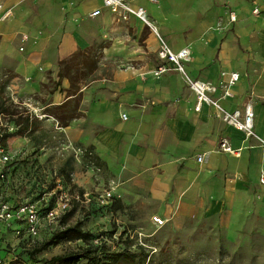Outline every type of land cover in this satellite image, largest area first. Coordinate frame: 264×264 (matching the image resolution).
<instances>
[{
	"label": "crops",
	"instance_id": "crops-1",
	"mask_svg": "<svg viewBox=\"0 0 264 264\" xmlns=\"http://www.w3.org/2000/svg\"><path fill=\"white\" fill-rule=\"evenodd\" d=\"M2 1L6 6L12 7L13 17L0 22V69L5 67L3 74L0 71V80L4 81V76L11 73L14 75L9 80L11 83L16 73L17 77L29 79L19 86L16 94H38L45 98L46 104L64 99L62 110L66 117L62 131L72 142L79 141L80 145H85V142L93 144L98 155L106 161L115 176L121 171L116 169V166L123 161L118 162V159H124L131 151L134 152L133 157L140 161L137 164L142 169L141 174L148 173L149 166L153 164V175H147L152 176L148 190L159 205L157 215L164 218L168 216V222L178 218L175 216H217L220 226L225 229L230 240L241 233L249 217L264 218V185L259 181L260 173L264 169V105L256 102L255 90L244 85L246 77L243 71L246 66L243 59H238L240 52L232 56L235 50L233 41L219 42L215 49L209 50L206 58L192 55L191 60H195L198 71L191 64L189 68L194 75L192 78L210 81L216 85H220L231 72H240L241 79L234 86L235 96L225 99L224 105L233 110L242 108L246 102L253 100L254 125L259 138L255 135L249 136L226 123L211 105L203 104L200 110H196L197 97L193 92L195 97L192 106L187 107L188 114L182 116L178 123L170 122L168 125L170 133L174 136L172 141L183 143L185 146L177 145L175 159L163 161V145L158 148L159 143L155 141L154 148H147L145 144L149 134H162L160 127L168 120L163 114L165 107H152L151 104L160 102L161 98L170 92L169 85L152 83L155 84L152 87L151 83H145L136 87L134 78L151 74L150 79H156L152 74L163 62L158 52L159 36L162 37L160 30H164L165 26L154 15V12L158 14L154 9L164 15L169 9L167 6H160L158 0H129L135 8L145 9L147 19L131 14L124 20L108 7H103L101 0ZM170 1L177 10L189 5L179 8L176 0ZM101 7L100 15L91 16L95 9ZM188 9L189 7L185 8L186 11ZM153 16L157 20H152ZM89 24L99 25L98 34L103 38L99 42L105 44L103 67L118 61L128 65L129 62L138 63V67L129 66L125 70L114 68L111 80L122 82L126 87L114 104L95 100L98 97L95 93L99 91L101 79L106 80L105 76H99L100 78L92 81L76 95L67 96L70 87L68 78L62 80L56 92L48 91V88H52L59 80V60L69 57L80 48L98 44L91 42L90 35L97 31H90ZM146 26L152 31H146ZM132 29L136 34L134 37L129 36ZM111 31L121 34L111 36ZM22 32L29 35L42 34L36 44L28 47V55L20 51V47L17 49L13 43V49L3 48L9 41L18 42L17 35L20 37ZM20 42L21 45L28 43H22V40ZM169 45L175 51L185 47H174L170 43ZM149 52L157 56L160 64L151 58L148 59ZM6 61H13L17 66L16 70ZM170 71L175 70H169L162 77L169 78ZM178 74L181 76V73ZM154 90L164 93L161 97L157 95L151 98ZM221 93L220 89L219 93L213 96L216 98ZM88 97L90 101H87ZM134 105L139 108L132 109L131 116L126 111L120 114V107L123 111ZM169 106L176 115L185 110L184 105L179 106L178 102H170ZM166 109L170 110L167 107ZM123 113H128V120H122ZM119 117L121 121L117 122ZM224 137L231 140L240 155L226 153L220 149V141ZM200 154H205L203 162L197 161Z\"/></svg>",
	"mask_w": 264,
	"mask_h": 264
},
{
	"label": "rangeland",
	"instance_id": "rangeland-1",
	"mask_svg": "<svg viewBox=\"0 0 264 264\" xmlns=\"http://www.w3.org/2000/svg\"><path fill=\"white\" fill-rule=\"evenodd\" d=\"M158 2L160 6L169 8L164 15H160L155 8L158 14L154 12V15L165 26L164 30H160L161 36L172 46H191L195 51L193 55L206 58L209 50L215 49L219 42L233 41L235 50L232 56L240 52L238 59H243L246 66L243 71L246 77L244 85L255 90L256 102L264 105V0H176L179 8L189 4L187 11L185 8L188 7L177 10L170 0ZM256 8L259 11H254ZM232 11L238 14L236 22L229 19ZM152 20L157 19L153 16ZM88 29L97 31L90 35V39L91 42L99 44L100 39H103L98 34L99 25L89 24ZM145 29L148 32L152 31L149 26ZM23 33L25 32L20 33V37ZM40 33L34 35L30 33L25 50L22 51L25 55L29 53L28 47L40 40L42 36ZM110 33L111 36L121 34L114 31ZM135 35L133 29L130 30L129 36ZM17 37L18 42L9 41L7 45L4 43L6 47L3 48L13 49L11 45L13 43L18 49L21 39L18 35ZM150 58L159 63L157 56L149 52L148 59ZM6 62L16 70L17 66L13 61ZM190 62L184 61V65L188 74L194 77L189 64L195 66V69L197 67L194 59ZM129 66L138 67V63L129 62L128 65L126 62L118 61L103 67L98 77L105 76L106 80L101 79L102 84L95 93L98 96L95 100L116 103L119 94L126 87L122 82L111 80L114 70H125ZM170 67L175 70L174 64H170ZM4 68L0 69L2 74ZM178 73H181V76ZM169 74L171 75L169 78L165 76L154 80L150 79L151 74L134 78L136 87L145 83H151L152 87L155 86L152 83L169 85L170 92L165 94L160 102L151 104L152 107H165L163 114L168 120L160 127L162 134L157 136L149 134L145 144L147 148H154L155 141L159 143L158 148L163 145L161 151L163 161L175 159L177 145L185 146L183 143L172 141L174 136L170 133L168 125L170 122L178 123L182 116L188 114L187 107L192 106L195 97L182 72L175 70ZM11 75L8 73L3 80L7 81ZM15 75L17 77L16 73ZM16 77L8 83L11 97L14 103H19L20 110L26 111L25 116L31 114L36 118L29 131L19 135L16 134L17 128L12 118L0 116V134H13L6 144H0V159L3 149L6 154L14 156V160L6 166L0 161V173H7L5 180L0 178V191H3L15 205L38 203L44 210L48 205H56L62 194H68L71 200L66 211L65 226L80 223L81 229L90 233L91 238L88 241L83 239L62 241L59 237L61 222L57 224L44 221L39 239L33 243L35 239L24 235L18 236L15 225L0 224V255L10 264H49L50 259L56 255L77 250L87 244L100 245L101 241L106 239L112 249L120 250L124 248L127 237L138 238L139 232L143 233V242L150 252L151 247L157 248L154 252L156 255L154 264H264V218L254 219L245 232L243 229L232 240L220 226L217 216L208 218L175 216L178 218L157 229L152 217L158 214L159 205L148 190L152 176H147L153 175L154 165L149 166L148 173L141 174L142 169L137 164L140 161L133 157L134 152L131 151L130 156L127 154L124 159L122 157L118 159V162L123 160L116 166V169H121L119 175L115 176L104 167L95 170L87 158L86 149L79 141L72 142L62 131L66 117L62 110L64 99L46 104L45 98L41 95L16 94L19 86L29 81ZM163 93L161 90L159 92L154 90L151 98L157 95L161 97ZM87 101H90L89 97ZM170 102H178L179 106L184 105L185 110L176 115V112L171 111ZM135 108H139L138 105L130 109L125 108L123 111L120 107L119 112L121 114L126 111L131 116L130 111ZM135 118L134 115V120ZM119 121L120 117L117 122ZM89 144L90 142H85V145ZM72 155L74 170L66 172L65 175L67 173L69 175L63 176L59 168ZM106 191H112L115 195L113 203H108L101 196ZM117 199L123 205L120 209L114 206ZM56 240L58 241L55 242ZM136 245L141 244L135 240L133 249H136ZM76 264H87V261ZM137 264L142 263L137 260Z\"/></svg>",
	"mask_w": 264,
	"mask_h": 264
},
{
	"label": "built area",
	"instance_id": "built-area-1",
	"mask_svg": "<svg viewBox=\"0 0 264 264\" xmlns=\"http://www.w3.org/2000/svg\"><path fill=\"white\" fill-rule=\"evenodd\" d=\"M103 7H108L112 12L117 13L121 18L127 20L131 14L136 15L142 19H147L146 11L143 7L135 8L129 2V0H101ZM254 11H259V9H254ZM102 12V7L95 9L91 16L100 15ZM13 17L12 7H8L5 3L0 0V22H5ZM229 19L231 22H236L238 20V14L232 11ZM30 38V35L25 33L22 35V43H26ZM20 51L25 49V45L20 46ZM194 49L191 46H185L179 51H175L169 43L160 37V47H159V57L162 59V64H160L154 70V77L160 78L162 75L172 67L170 64H174L175 70L182 72L186 81L190 85L192 91L196 94L197 103L196 110H200L203 104H208L217 110V115L222 117L223 120L231 126L246 132L247 135H257L254 125V109L253 100L246 102L242 108L229 109L224 105V100L235 96L234 86L241 79V74L238 71H233L230 73L228 78H225L220 85H216L210 81L192 78L184 65V61H190L193 55ZM224 75L226 73H223ZM222 90L221 95L216 98L214 94L219 93ZM122 120L126 121L129 118L128 113H123L121 116ZM220 149L226 153H232L240 155V151L233 147L231 140L228 137H224L220 141ZM2 156L0 161L3 166H6L14 160V156L5 153L2 150ZM205 160V154H200L197 156L198 162H203ZM7 173H0V178L5 180ZM260 184L264 185V169L260 173L259 178ZM108 203H113L115 195L112 191L105 192L101 195ZM70 197L68 194H62L56 203V205H48L44 210L38 205V203H21L18 205L13 204L4 194L0 191V224H5L7 226L15 225L16 234L18 236L24 235L27 238L35 239V242L39 239L41 230L44 226V221L48 223L60 224L62 216L70 207ZM152 222L157 229L164 227L168 219L160 216L154 215L152 217ZM138 241L141 245L147 246L143 242V233H138ZM117 238V236H115ZM106 239L105 241H107ZM157 248L151 247V254L154 253ZM0 264H10L3 256L0 255Z\"/></svg>",
	"mask_w": 264,
	"mask_h": 264
},
{
	"label": "trees",
	"instance_id": "trees-1",
	"mask_svg": "<svg viewBox=\"0 0 264 264\" xmlns=\"http://www.w3.org/2000/svg\"><path fill=\"white\" fill-rule=\"evenodd\" d=\"M104 47L105 44L100 43L85 49L80 48L69 57L59 60L57 63L59 68V80L54 83L55 85L52 88H48V91L50 93L56 92L58 87L62 84V80L68 78L70 87L67 96H72L78 94L92 81L100 78L98 77V73L104 66ZM13 76L14 75H11L7 81L0 80V116H10L14 126L17 128L16 134L24 135L31 128L36 117L31 114L25 116L24 112L26 111L18 108L19 103H14L8 89L9 80ZM12 135V133L0 134V144H6L8 138ZM81 146L86 149L87 158L95 170L104 167L108 172H111L106 161L96 152L93 144H89L88 146L81 144ZM73 161L74 155L60 166L59 170L62 172L63 176L69 175V173L65 175L66 172L74 170ZM114 206L120 209L123 205L121 201L117 199L114 202ZM66 218L67 215L65 213L61 219V233L59 235L62 241H74L78 239L88 241L91 238L90 233L84 232L81 229L80 223L65 226L64 221ZM257 218L258 217H249L243 232H245L250 223ZM132 238L135 239L127 237L124 248L120 250L112 249L107 241H101L100 245L87 244L79 247L77 250L62 255H56L50 259L49 264H76L81 261H87V264H137V260L141 261L142 264H154L156 255L154 253L151 254L150 250L142 245H136V249H133L134 242L135 240L138 241V238ZM57 241L58 240L55 242Z\"/></svg>",
	"mask_w": 264,
	"mask_h": 264
}]
</instances>
